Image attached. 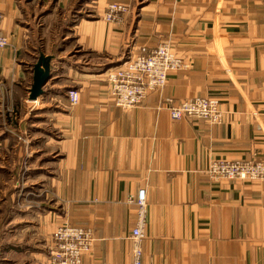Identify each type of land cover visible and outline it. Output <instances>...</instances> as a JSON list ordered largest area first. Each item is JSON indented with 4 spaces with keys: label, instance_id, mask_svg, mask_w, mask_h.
<instances>
[{
    "label": "crops",
    "instance_id": "0c3cea01",
    "mask_svg": "<svg viewBox=\"0 0 264 264\" xmlns=\"http://www.w3.org/2000/svg\"><path fill=\"white\" fill-rule=\"evenodd\" d=\"M108 2L133 17L105 22ZM92 3L0 0V264H47L62 224L91 230L85 263L133 264L128 200L139 190L141 264H264V181L205 174L214 161H264V0ZM93 9L94 20L79 13ZM163 41L188 68L139 107H115L108 70ZM39 54L53 58L51 74L31 102ZM193 97L218 100L222 123L172 121L164 99Z\"/></svg>",
    "mask_w": 264,
    "mask_h": 264
},
{
    "label": "built area",
    "instance_id": "2783aa9c",
    "mask_svg": "<svg viewBox=\"0 0 264 264\" xmlns=\"http://www.w3.org/2000/svg\"><path fill=\"white\" fill-rule=\"evenodd\" d=\"M129 12L128 6L111 3L107 6L103 19L121 25L124 16ZM3 20V14L0 12V32ZM8 46L7 37L0 33V50ZM187 68L188 64L172 52L170 44L166 41L153 48L139 47L117 67L109 69L106 73L110 99L115 107L123 110L139 107L148 94L162 90L170 72ZM67 98L70 105H76L79 101L78 93L74 90L67 92ZM164 103L172 121L204 120L212 125H220L223 120L220 102L213 98L193 97L180 102L166 98ZM19 140L25 145L28 144L26 137L20 136ZM205 174L213 182L220 180L261 182L264 181V161L255 159L241 162L214 161L207 166ZM128 203L133 204L136 210V223L129 236L133 264H141V245L146 224L144 190H139L135 198H129ZM93 242L90 229L70 224L59 225L51 235L47 264H87L83 257L90 251Z\"/></svg>",
    "mask_w": 264,
    "mask_h": 264
},
{
    "label": "water",
    "instance_id": "95a60500",
    "mask_svg": "<svg viewBox=\"0 0 264 264\" xmlns=\"http://www.w3.org/2000/svg\"><path fill=\"white\" fill-rule=\"evenodd\" d=\"M51 56L39 54L32 67V84L29 90L28 100L36 101L43 95V87L50 79L51 74Z\"/></svg>",
    "mask_w": 264,
    "mask_h": 264
},
{
    "label": "rangeland",
    "instance_id": "374dc122",
    "mask_svg": "<svg viewBox=\"0 0 264 264\" xmlns=\"http://www.w3.org/2000/svg\"><path fill=\"white\" fill-rule=\"evenodd\" d=\"M84 1H86V0H76V8L77 9H80L79 7L81 6V4H83L84 3ZM87 1H90V0H87ZM93 1V6H96V4H97V1L98 0H92ZM112 2H108L107 3V5H106V8H107V6L109 5V4H111ZM118 4H123V3H118ZM123 5H126V6H128L129 7V10H130V12L127 14V15H125L124 16V20H123V23L121 24V25H118V26H123L124 24H126V22H128V20H130L132 17H133V15H134V12H133V8H131L132 6L131 5H129V4H123ZM106 8L103 10V12L101 13L102 15V19H103V17H104V14H105V11H106ZM80 13V15L81 16H83V17H85V18H87V19H91L92 18V20H94L96 17H99V13H97L96 12V10H94L93 9V11H92V13L91 12H85V10H82V11H80L79 12ZM58 20V19H57ZM104 20V19H103ZM105 21V20H104ZM106 22V21H105ZM107 23H110V22H107ZM52 24H53V26H55V27H58V24H57V21H53L52 22ZM112 24H114V23H112ZM127 57V56H126ZM125 57V58H126ZM124 58V59H125ZM123 59V60H124ZM112 69V68H111Z\"/></svg>",
    "mask_w": 264,
    "mask_h": 264
}]
</instances>
